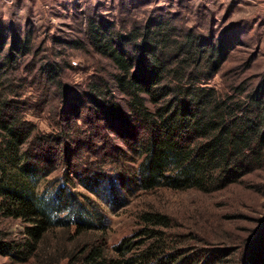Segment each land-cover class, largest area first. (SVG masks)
<instances>
[{"label": "trees", "instance_id": "16d2710c", "mask_svg": "<svg viewBox=\"0 0 264 264\" xmlns=\"http://www.w3.org/2000/svg\"><path fill=\"white\" fill-rule=\"evenodd\" d=\"M176 28L165 15L133 24L125 34L115 33L116 24L92 21L91 39L116 72L93 75L78 107L58 113L57 132L51 133H41L27 118L43 112L48 101L25 100L13 88L4 89L6 73L17 58L14 48L26 53V41L16 38L13 51L5 55L0 48V213L26 224L20 242L0 240V255L41 264L203 263L178 248L167 249L171 219L158 212L143 214V228L111 248L107 231H96L80 216L78 197L70 187L71 176L76 175L99 194L107 181L116 208L126 204L123 176L104 169L106 163H117L126 154L109 134L111 130L121 132L118 138L123 146L142 155L139 182L147 191L192 187L208 192L238 182L260 165L264 156V81L253 90L234 85L224 91L210 87L225 61L224 48L213 37L192 29L182 37L175 33ZM110 31L117 35V45L108 37ZM48 76L39 88L60 77L53 70ZM113 85L127 98L129 115ZM79 122L87 130L83 132ZM62 164L65 170L68 164L75 165L76 171L67 177L63 174L64 185L45 203L28 181L24 186L15 181L35 175L46 178ZM15 166L19 172L11 174ZM56 228L63 231L62 245L58 246V238L55 252H47L43 245ZM68 244H72L70 248ZM221 262L217 256L211 264Z\"/></svg>", "mask_w": 264, "mask_h": 264}, {"label": "rangeland", "instance_id": "374dc122", "mask_svg": "<svg viewBox=\"0 0 264 264\" xmlns=\"http://www.w3.org/2000/svg\"><path fill=\"white\" fill-rule=\"evenodd\" d=\"M158 15L171 19L177 26L175 33L180 32L182 37L192 29L213 37L224 48L225 61L210 87L224 91L234 85L253 90L264 81V0H17L12 5H0V48L5 55L13 51L15 39L20 38L27 43L26 53L14 48L17 58L13 66L6 67L4 89L13 88L25 100L48 101L43 112L27 118L41 133L57 132L54 122L58 113L78 107L92 76L116 72L91 39L90 23L116 24L115 33L125 34L133 24H144L149 17ZM108 33L117 45V35ZM124 48L130 54V48ZM52 70L60 77L39 88L42 80L48 81ZM113 88L128 114L127 98L115 85ZM45 89L50 91L48 95ZM81 128L83 132L87 130L84 125ZM109 134L126 154L117 163H106L104 169L123 176L126 204L116 208L107 181L102 183L99 194L85 187L76 175L71 176L70 187L78 197L80 216L90 221L96 231H107L111 248L143 228V214L158 212L171 219L166 231L169 250L178 248V252H187L202 264H211L217 256L223 261L220 264H264V156L260 165L238 182L208 192L192 187L147 191L139 182L143 159L139 150L123 146L118 138L121 132L111 130ZM67 166L65 170L62 164L46 178L35 175L16 177L15 181L19 185L28 181L36 197L45 203L64 185V177L75 173V165ZM10 172L18 174L19 170L15 166ZM25 227L22 220L5 218L0 213V240L20 242L25 237ZM62 235L58 228L51 232L43 245L47 252H55L54 246ZM61 245L60 241L58 246ZM224 255L227 257L222 258ZM0 264L41 263L34 259L20 263L0 255Z\"/></svg>", "mask_w": 264, "mask_h": 264}, {"label": "built area", "instance_id": "2783aa9c", "mask_svg": "<svg viewBox=\"0 0 264 264\" xmlns=\"http://www.w3.org/2000/svg\"><path fill=\"white\" fill-rule=\"evenodd\" d=\"M17 0H0V5L2 4H9L12 5L16 2Z\"/></svg>", "mask_w": 264, "mask_h": 264}]
</instances>
